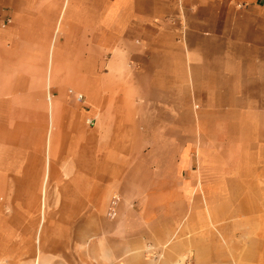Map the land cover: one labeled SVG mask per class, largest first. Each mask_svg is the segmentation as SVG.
Listing matches in <instances>:
<instances>
[{"label":"crops","instance_id":"0c3cea01","mask_svg":"<svg viewBox=\"0 0 264 264\" xmlns=\"http://www.w3.org/2000/svg\"><path fill=\"white\" fill-rule=\"evenodd\" d=\"M2 194L0 264H264V0H0Z\"/></svg>","mask_w":264,"mask_h":264},{"label":"rangeland","instance_id":"374dc122","mask_svg":"<svg viewBox=\"0 0 264 264\" xmlns=\"http://www.w3.org/2000/svg\"><path fill=\"white\" fill-rule=\"evenodd\" d=\"M12 195L11 194H2V196H0V203H1V207H0V213L2 212V215L5 217H13L14 219L18 218L19 216H28L30 214H32L31 210L29 208H25V209H21L18 210L17 208H15L13 205V201H11L12 199ZM27 199V197H26ZM8 228L10 229V233H14V229L16 228V224L14 222V224H12L11 226L9 225ZM77 262V260H75ZM186 264H192L191 260L186 258L185 259ZM14 260L10 259V264H14ZM176 264V263H173Z\"/></svg>","mask_w":264,"mask_h":264},{"label":"built area","instance_id":"2783aa9c","mask_svg":"<svg viewBox=\"0 0 264 264\" xmlns=\"http://www.w3.org/2000/svg\"><path fill=\"white\" fill-rule=\"evenodd\" d=\"M78 99H79V100H82V97H81V96H78ZM89 123H90V120H89Z\"/></svg>","mask_w":264,"mask_h":264}]
</instances>
